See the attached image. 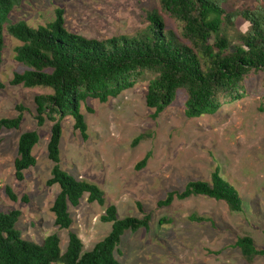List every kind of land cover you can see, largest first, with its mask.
<instances>
[{"label":"rangeland","instance_id":"obj_1","mask_svg":"<svg viewBox=\"0 0 264 264\" xmlns=\"http://www.w3.org/2000/svg\"><path fill=\"white\" fill-rule=\"evenodd\" d=\"M264 6L255 0H224L225 13H237ZM63 11L66 31L85 38L104 40L132 37L146 25V13L156 10L165 32L180 39L181 23L164 15L158 0H16L3 26V51L0 62V118L17 115L15 130H0V212L18 210L15 229L20 237L35 244L55 234L60 252L68 233L80 240L82 251H89L110 231L100 221L107 206H114L116 217L142 219L148 216L147 229L125 231L115 249L120 264H264V256L246 262L234 246L236 238L248 236L256 249L264 247V88L263 73L249 72L243 79L241 99L223 103L211 116L186 119L183 115L185 93L175 98L155 119L144 105L147 82L145 73L132 88L105 103L86 99L79 110L86 124V140L73 130L72 119L61 121L59 167L72 178L96 185L103 193L102 206L88 203L84 195L76 207H68L71 225L59 230L49 209L58 192L48 186L52 163L46 156L51 123L40 127L35 122L33 97L50 93L44 88L12 86L13 73L25 68L14 61L13 49L20 45L6 31L8 25L22 22L30 28L53 19L55 9ZM248 24L236 17L222 34L235 42ZM92 110V113L85 111ZM35 131L38 141L32 148L35 164L14 178L16 141L23 132ZM142 138L135 146L132 141ZM147 156L144 165L136 169ZM218 175L236 189L241 210H228L222 202L202 196L173 199L169 206L158 207L166 194L183 190L188 182H208ZM17 197L10 201L4 188ZM25 197L26 201L19 199ZM195 216L202 222L190 221Z\"/></svg>","mask_w":264,"mask_h":264},{"label":"trees","instance_id":"obj_2","mask_svg":"<svg viewBox=\"0 0 264 264\" xmlns=\"http://www.w3.org/2000/svg\"><path fill=\"white\" fill-rule=\"evenodd\" d=\"M223 1L158 0L161 12L181 23V40L165 32L163 19L156 10L146 13V27L132 37L97 40L70 33L63 27V11L59 8L54 10L52 21L43 26L30 28L18 22L6 27L7 33L20 43L13 49L14 61L25 68L21 73H13L9 84L50 91L35 95L33 105L36 125L51 123L46 156L52 167L46 185L58 188L49 211L59 230L70 227L68 207H76L84 195L88 203L99 206L104 203L103 193L96 185L76 180L59 167L62 119L70 117L73 130L83 140L87 138L80 103L86 99L105 103L132 88L140 76L148 73L152 78L147 82L144 105L152 110V119L173 102L177 90H183L186 96L184 117L195 119L214 115L223 103L241 99L243 79L251 71L263 73L264 88V6L225 13ZM15 3L16 0H0V62L3 26ZM238 16L248 24V29L237 33L232 43L222 34V26H231ZM14 109L15 117L0 118V130L18 128L23 108ZM259 110L264 112V107ZM85 111L92 113L89 108ZM141 138L137 136L132 145ZM37 141L35 131L19 135L13 161L17 181L23 179L26 169L34 166L31 152ZM146 158L136 169L144 165ZM4 193L10 201H17L9 187L4 188ZM191 196L222 202L230 211L241 210L238 192L218 175L217 169L208 182H188L182 191L167 193L156 205L166 207L174 198L184 200ZM19 200L25 202L26 198ZM19 215L18 210L0 212V264H120L114 252L123 233L148 227V216L118 219L114 206L110 205L100 217L101 222L110 224V231L102 240L84 252L77 236L68 233L61 253L55 234L47 236L41 244L22 239L14 227ZM188 219L204 221L195 216ZM234 246L246 262L264 256V247L256 249L248 236L236 238Z\"/></svg>","mask_w":264,"mask_h":264}]
</instances>
